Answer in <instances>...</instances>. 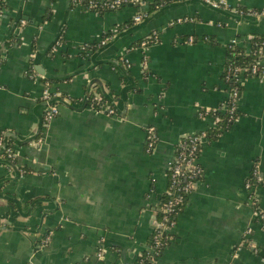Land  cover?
<instances>
[{"label":"crops","instance_id":"1","mask_svg":"<svg viewBox=\"0 0 264 264\" xmlns=\"http://www.w3.org/2000/svg\"><path fill=\"white\" fill-rule=\"evenodd\" d=\"M155 1L103 15L69 9V0L4 1L0 134L3 140L11 136L19 176L0 164V264H136L155 227L151 206L166 189L175 145L213 127L215 119L200 117V108L227 100L226 47L264 36V17L237 14L263 10L264 0H223L222 10L234 19L198 0H176L150 12ZM180 18L190 20L176 23ZM107 31L113 35L104 46L79 53ZM61 32L63 43L50 55ZM153 33L156 43L127 52ZM30 61L32 78L25 73ZM113 61L125 62L128 76ZM43 78L77 109L86 94L103 91L114 113L59 105L40 137L18 146L37 132L43 116ZM241 82L239 117L225 134L202 142V180L176 217L175 238L153 264H264V229L244 188L254 165L264 175V77ZM149 127L157 136L150 154ZM5 159L0 151V162ZM254 192L264 212V187Z\"/></svg>","mask_w":264,"mask_h":264},{"label":"trees","instance_id":"2","mask_svg":"<svg viewBox=\"0 0 264 264\" xmlns=\"http://www.w3.org/2000/svg\"><path fill=\"white\" fill-rule=\"evenodd\" d=\"M4 1L5 0H0V11L5 7ZM49 1L51 4L53 3V0H49ZM173 1H176V0H163V1L156 0L155 2H153L150 5V8H151L150 12H153L159 8H162V7L172 3ZM82 3L87 4V0H83ZM126 6H120L117 9H110V8L108 9V8L97 7V9L92 10V12H94L98 15H103V14L108 13V12L117 11L119 9L126 7ZM73 8H74V0H69V9H73ZM239 10H242L244 12L247 11V10H243V9H239ZM149 13L147 12L146 16H148ZM50 15H51V10L49 8V10L47 11L46 20H50ZM133 24H134V22L132 21L127 26H132ZM122 26H124V25H120V26H118V28H121ZM112 35H113L112 31H107L102 35V37L107 39L106 40V42H107L109 40V38H111ZM58 39H62V32L59 35ZM245 40H246V41H244L245 46H238V45L229 44L226 47L224 71L222 74V79L224 81H225L226 73H227L229 68L231 69V68L236 67V66L242 67V68H250L254 63H256V61L261 60L260 56L258 55V51L261 47L262 42H264V36L263 35H252L248 39H245ZM143 41L147 42V44L145 45V48H148L153 43H156L158 41V39L153 38L149 35L147 38L141 39V40L133 43L130 47H128L127 52H131V51H134L135 49L139 48ZM33 45H34V43H33ZM85 47L88 51L86 53H83V55H87L91 51L94 52L102 46H100L97 42V43L88 44ZM33 48H34V46H33ZM51 49H52V47H51ZM51 49L48 52L50 55H51ZM121 63H122V61H121ZM32 65H33V61H30L28 74H30V72H32ZM122 65L125 68L126 67L128 68V66L125 62H123ZM251 77H254V76L252 74H250V72L247 71L244 73L245 79H248ZM43 81L48 84V88H49L51 96H56L58 94V92H54V91L50 90L51 89L50 86H51L52 82L50 80H48L47 78H43ZM226 84H227L228 88H237L239 93L242 89V82L235 81L232 78H231V80L227 81ZM59 97H61L63 99H68V96L65 94H59ZM95 97H99V100H96ZM114 97L117 98L118 96L115 95ZM70 100L72 102L76 103L75 100H72V99H70ZM39 102H41V100H39ZM222 104H223V102L219 103L217 107L220 108L222 106ZM87 107H90V108L98 111V110L106 109L108 106H107V102H106L105 98L96 90V93L94 91H92L90 93V95L88 97V101H87ZM239 114L240 113L238 112V110L233 112V119L230 120L231 114L229 111L223 112L221 110L219 111V110H215V109H208V110L203 109V108L199 109V116L200 117H204L205 115L211 116L212 118L216 119L215 124L212 128L208 129L207 131L197 133L195 135V137H198V140L195 143L192 142L193 137H183L175 145L174 157H173V159L169 165L171 169H166V172H165L166 177H167V185L169 186V191H171L170 195L175 193V190H177L179 187L184 186L189 180L194 181V182L198 181L199 183L201 182L202 174H201V176L197 174V176H192L191 178H189V176L192 175V172L190 169L185 168L186 160L198 159L202 142L203 141L210 142L212 140H216L217 138H219L220 136L225 134L227 131H229L231 129V127L233 126V124L235 123L234 120L239 117ZM42 122H43V120H42ZM202 134L205 135L203 138L201 137ZM38 137H40V136H38ZM8 146H12L11 143ZM193 146L195 147V149L192 151ZM176 161H178L179 164L181 166H183L184 168H183L181 174L174 178L173 177V167L175 166ZM198 166L201 167L200 164H198ZM24 172L27 173L28 171L25 170ZM173 181H174V183L172 184ZM170 195L163 193L161 195L160 199L158 200V202L153 203V205L151 206L152 211L154 212V218H155L156 222L163 220L164 217L167 218V221L164 222L166 227H168L170 225V222H175V224H176V217L182 211V209L184 208L185 203L187 202V199H188V196H186L185 199L183 200V202L179 206H177L173 212L164 213L161 210V207L171 197ZM149 202L152 203L151 200H149ZM161 230H162V227L160 228L159 226L155 225L153 231L151 232V234L148 237V240L146 242V246H144V248L142 249V252L136 258V264H153V261H154L153 257L147 251H149L150 247L153 246V244H154L153 236ZM171 235L173 238H175V233L173 231L171 232ZM165 236H166V234L162 233V236L160 237V239L164 240ZM168 244L169 243H166L165 246H161L160 248L155 250V251H157V255H156L155 260L161 256L163 250L167 247Z\"/></svg>","mask_w":264,"mask_h":264},{"label":"built area","instance_id":"3","mask_svg":"<svg viewBox=\"0 0 264 264\" xmlns=\"http://www.w3.org/2000/svg\"><path fill=\"white\" fill-rule=\"evenodd\" d=\"M83 0H74V8L77 7L81 9L83 12H92V10L97 9V7L100 8H110V9H117L120 6H139L141 4V0H87V4L82 3ZM163 1V0H161ZM204 3L209 4L212 7L219 8V9H227L224 8L225 2L223 0H201ZM2 11V10H1ZM0 11V15H1ZM237 14L239 16H253V17H264V9L263 10H247V11H242V10H237ZM146 17V14H138L133 18L134 23H139L143 20V18ZM190 19L188 18H180L176 20V23H183L187 22ZM21 24H24L21 22ZM153 38H157V34L153 33L150 35ZM110 39V38H109ZM158 39V38H157ZM107 39L101 37L100 40L98 41V44L100 46H104L105 42ZM192 39L189 38L188 42H191ZM63 41L62 39H56L55 42L53 43L51 53H54L55 50H57L61 45ZM147 42L143 41L141 43V46L143 49L145 48V45ZM154 44V43H153ZM231 45H237V41H232ZM79 53H86L88 50L86 49L85 46H80L78 49ZM258 55L260 56L261 60L256 61L250 68H242V67H233L229 68L226 76H225V83L229 80L234 79L235 81H243L244 78V73L245 72H250L254 77H264V42H262L261 47L258 51ZM33 57V56H32ZM28 73V72H25ZM30 78L33 77V70L29 74ZM45 88L43 90L42 96H41V102L45 103L46 106L43 107V113H42V120L45 125L49 124L59 113V104H49V101L56 96H51L48 84L45 83ZM239 92L237 88H229L227 91V100H225L222 104V106L214 108L215 110H221L223 112L229 111L231 116L230 120L233 119V112L238 110V102H239ZM96 100H99V97H95ZM98 111H103L106 112L107 114H113L114 110L107 107L106 109L98 110ZM199 114V110H198ZM208 115H205L206 117ZM238 119V118H237ZM237 119L234 120L237 121ZM216 120V119H215ZM215 124V121H214ZM213 124V126H214ZM196 134L191 135V136H186V137H193L192 142L195 143L198 140V137H195ZM205 135L202 134L201 137L203 138ZM157 142V136L155 134L154 128L149 127L146 129V136H145V151L146 153H152L155 144ZM42 143V139L38 138L37 139V144ZM3 144V133L0 134V147ZM195 149V147H192V151ZM4 154L6 156V161L8 162H13L15 160V153L13 147L7 146V148L4 151ZM170 163L168 164L167 169L170 168ZM183 166L179 164L178 161L175 162V166L173 167V177L175 178L176 176H179L183 170ZM185 168L190 169L192 172V175L189 176L191 178L192 176H197L202 174V168L198 166L197 159H189L186 160L185 163ZM174 181L172 182V184ZM199 185V182L196 181H191L189 180L184 186L179 187L177 190H175V193L170 195L169 191V186H166V189L164 191L165 194L170 195L171 197L163 204L161 207V210L164 213H170L175 210L177 206H179L183 200L185 199L186 196H189L190 194L193 193V191L196 190L197 186ZM256 186H263L264 187V175L261 174L258 170L257 165L253 166V169L250 171V174L248 178L245 180L244 183V188L247 192V202L248 204L252 207L253 209V215L257 219V221L261 224V227L264 229V212L259 209L257 206V198L254 192V188ZM151 193V191H150ZM149 198V195L147 196ZM167 221V218L164 217L163 220L156 222L155 225L159 226L160 228L162 227V230L159 231L157 234L153 236L154 244L153 246L150 247L149 251H147L151 256L153 257V260L155 261L157 251L156 249L160 248L161 246H165L166 243H169L173 240V237L171 235V232L173 231L175 227V222H170V225L168 227L165 226L164 222ZM247 233H250V229H247ZM162 233H165L166 236L164 240H161L160 237L162 236ZM49 235L45 236L42 240L43 244H46L49 241ZM153 261V262H154Z\"/></svg>","mask_w":264,"mask_h":264},{"label":"water","instance_id":"4","mask_svg":"<svg viewBox=\"0 0 264 264\" xmlns=\"http://www.w3.org/2000/svg\"><path fill=\"white\" fill-rule=\"evenodd\" d=\"M198 1L201 2V3H203L207 8H209V9H211V10H213V11L219 13V14H222V15L225 16V17H228V18H230V19H234V18H235L234 16H231L229 13H227L226 11H224V10H222V9L212 7V6H210L209 4L204 3V2L201 1V0H198ZM112 63H113L114 65H116V66L122 71V73H123L124 75L128 76L126 70L123 68V66H122L119 62H117V61H113ZM128 78H129V77H128ZM129 88H130V86H129V87L127 86V87L124 88V90H123L122 99H123L124 102L126 101V97H125V96H126V93H127V91H128ZM102 95H103L106 99H108V102H109V104L111 105V107H112L113 109H115L114 106H113V102H112V100L108 98V96L105 94V92L102 91ZM87 101H88V94H86V96L84 97V100H83V102H82V107L79 108V109H77V108H74V107H73L72 105H70L69 103H67V102H66L64 99H62L61 97L56 96V97H53V98L49 101V104H51V105H53V104H59V105H63V106H65V107H67V108H69V109L79 111V110H81V109H84V108L87 106ZM42 106L45 107L46 104L43 103ZM44 127H45V125L42 123V116H41V117H40V121H39V125H38V129H37V132H36L32 137L27 138V139H25V140H23V141H19V142H17V145H18V146H22V145H25V144H28V143L33 142V141L38 137V135L40 134L42 128H44ZM10 138H11V136H10V137H9V136H6L5 139L3 140V144H2V146H1V148H0V151H1V152H4L5 149L7 148V146L9 145V139H10ZM12 138H13V137H12ZM0 164H3V165H5V166L10 167V168L14 171L15 175H16V176H19V171H18V169L15 167V164H14L13 162H8V161H5V160H2V161L0 162Z\"/></svg>","mask_w":264,"mask_h":264}]
</instances>
